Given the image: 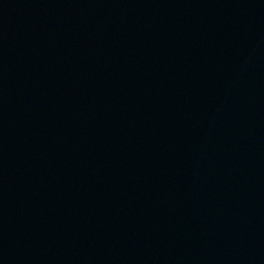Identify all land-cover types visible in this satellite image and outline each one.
Masks as SVG:
<instances>
[{"label":"water","instance_id":"95a60500","mask_svg":"<svg viewBox=\"0 0 264 264\" xmlns=\"http://www.w3.org/2000/svg\"><path fill=\"white\" fill-rule=\"evenodd\" d=\"M0 264H264V0H0Z\"/></svg>","mask_w":264,"mask_h":264}]
</instances>
